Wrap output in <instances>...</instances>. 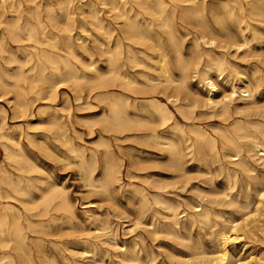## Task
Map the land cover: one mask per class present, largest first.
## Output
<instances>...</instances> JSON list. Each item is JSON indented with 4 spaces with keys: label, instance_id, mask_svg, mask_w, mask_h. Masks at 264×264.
<instances>
[{
    "label": "rangeland",
    "instance_id": "374dc122",
    "mask_svg": "<svg viewBox=\"0 0 264 264\" xmlns=\"http://www.w3.org/2000/svg\"><path fill=\"white\" fill-rule=\"evenodd\" d=\"M166 1L167 5L171 7L168 9L169 13L174 9L173 15L170 16L173 33L183 36L185 48L191 45V38L194 34L201 36V33H238L237 19L239 18H243L249 25L246 33H254V38L248 45L241 46L242 49L240 47L236 49L232 45L230 47L228 45L226 49L217 46L220 37H215L217 45L205 47L201 44L202 50L204 48L211 49L215 55L223 53L230 63L229 68L232 71L235 70L236 79L227 77L225 74L219 76L212 73L210 78L215 83L216 90H213L210 95L208 93L209 86L199 83L191 75L186 80V87L178 88V91L173 94L178 98L176 103L184 105L183 111L188 118H185L174 104L168 103L174 116V120L170 123L176 122L186 133L183 138L179 132L172 131L168 127L165 128L167 133H164L176 141L179 148L185 153L182 156L180 167H177L176 158L169 155L164 145L158 146L155 140L150 137L151 132L148 130L150 123L141 121V124L140 122L133 124V127L139 128V130L133 128L114 132L104 129V123L98 120L101 118L105 106L103 95L108 88L104 87L105 79L95 80L96 74L89 67L84 68L81 62L74 60L77 73L85 75V79L80 80L78 84L66 82V86L60 83L63 85L59 84L55 92L49 95L45 90L41 91L40 84L34 83L30 78H17L21 71H24L26 76L30 75L29 65H24L20 69L19 63L14 61V58L22 59L26 52L33 51V47L37 46L29 41H12L8 36L3 38V41L0 38V43L2 42L3 46L0 49V74L9 84L6 88L0 87V95H2L0 96V116L5 117L4 127L15 136H21L24 145L33 149L36 161L43 169L40 173L41 177L54 184L57 190H62L65 193L74 212L72 216L66 215L63 211L51 212L50 215L43 218L47 227L40 228L27 224L26 216L29 212L20 203L18 196L16 199H0V207L10 204L20 211V222L24 228L27 246L22 251L17 250L16 264H50V262L51 264H131L127 258L129 257L128 253L133 249H139L144 258L147 256L149 264H209V260L216 256L218 251V236L216 237L214 234L218 230L228 231L231 225L229 220H236L237 223L245 221L249 223L248 227L251 226L250 229H252L249 231L248 237L246 236L247 244L243 256L251 259L249 264H264V242H261L264 241V231H261L264 230V218L262 217L264 216V211H262L264 203L262 206L259 203L258 193L264 185V154L261 156V152H258L255 156L254 154L248 156L245 152L244 156L252 171L249 173L240 172L239 167L233 163L234 157L221 148L218 136L220 131L229 129L236 120H254L264 126V83L260 80L259 86H256L257 80L264 78V0H253L254 7L251 11L247 0L242 1L243 9L241 11L238 5L231 0ZM223 1H228L229 6L224 7ZM129 2L144 19L157 23L156 15L130 0ZM107 3L108 0H0V33H71L75 37L76 51L80 55L79 57L83 58L85 65L92 60L96 63L95 66L99 72L104 73L106 55L101 52L94 36L97 35L101 41H105V35L103 30L93 27L89 12L92 8L98 10V14L104 20L103 23L114 27L115 33H120L117 20H114L110 16L111 13L106 11L109 8ZM198 6L202 8L201 11L186 12L188 9ZM245 24L242 23V26ZM206 26L212 30L208 31ZM154 27L157 30L161 29L155 24ZM248 74L250 76H246ZM137 76L139 81L143 80L142 77ZM248 80L252 81V97L243 98L237 92L232 94V84L238 88L248 84ZM126 92L130 99H134L138 103L147 102L150 99H158L167 103V95L158 88L144 94L133 91ZM45 96H49V98L47 99ZM210 96L217 102L216 104H206V98ZM221 99L223 102H218ZM14 100L27 102L29 114L14 117L11 109ZM52 109L62 115L69 139L66 146L71 145L81 149L87 158L91 153L96 154L97 162L93 172L95 180L104 178V155L106 150L110 152L111 164L118 170V174L117 180L109 184L106 190L97 188L95 191L81 179L80 171L76 165L78 159L74 157V153L68 152L66 147L61 146L59 141H54V144L60 148V151L55 152L57 156L47 154L44 149L40 150L34 146L36 142V145L41 144L40 140H43L44 134H50L46 131L49 128L48 124L40 122L50 115ZM191 128H201L213 138L216 152L211 150L206 143H203L199 149L195 142V136L189 132ZM27 137L31 138L34 145L27 140ZM187 137L189 140L184 141L183 139ZM260 139L264 141L263 137ZM104 142L107 143L106 146L105 144L100 145ZM248 142L249 138L240 139V143L244 147H247ZM188 144H191L190 148H186ZM62 152L66 153L67 158H64ZM1 164L14 172L13 167L4 159L3 152L0 150ZM232 170H238L236 177L232 175ZM226 174L230 176H226ZM260 178L262 181L258 182ZM162 179L168 181L169 185H164ZM256 179L258 180L256 181ZM169 180L172 182L170 183ZM204 192L206 193L204 194ZM222 192L223 194H221ZM153 194H161L168 199L175 208L173 213L162 204L154 202ZM143 196L146 201L143 200ZM234 198L241 202L245 198L248 199L250 203H248V209L240 208L234 204L232 202ZM112 204L118 207L115 208ZM256 206L257 210L255 211ZM198 208H206L209 211L212 219L211 225L188 222L191 216L200 212L197 210ZM245 214L246 216H244ZM32 219L37 220V218ZM133 219H138L136 220L138 222L135 223L140 224L134 225ZM174 219L177 222L176 228L180 237L167 232L168 224ZM164 228L166 229L164 230ZM253 233L258 237H254ZM261 238L263 239L260 240ZM228 248L231 249V245H228ZM25 253L29 256L25 257Z\"/></svg>",
    "mask_w": 264,
    "mask_h": 264
},
{
    "label": "bare ground",
    "instance_id": "6f19581e",
    "mask_svg": "<svg viewBox=\"0 0 264 264\" xmlns=\"http://www.w3.org/2000/svg\"><path fill=\"white\" fill-rule=\"evenodd\" d=\"M130 1L134 2L141 8L150 11L153 15H156L155 21H157V23L154 22L153 20L144 19V17H142L140 13L133 8V5L129 2V0H108L107 3L109 5V8L106 11L107 13H111L110 16L114 20H117V24L119 25L118 30L120 33H115L114 27H110L109 24L105 25L103 23L104 20L98 14V10L92 8V10H90L89 12V16L91 17V20L93 22L92 24L93 27L103 30V34L105 35V41H101L97 35L94 36L95 41H97L98 47H100V49L102 50L101 52H103L106 55V59H105L106 70L104 73L99 72V70L95 66L96 63H94V61L92 60L89 64L87 63L88 65L87 64L85 65V62H83V58H80L79 57L80 55L76 51V46L74 42L75 37L71 33H0V38L3 41L4 40L3 38L8 36L12 41L15 42L29 41L32 42L34 46H37V47H33V51L26 52L22 59H19L18 57L14 58V61L19 63L20 69L24 65H29L28 71L30 72V75L26 76L25 72L21 71L17 75V78L19 77L30 78V80H32L34 83L40 84L39 89L41 91L45 90L46 93L49 95L55 92L57 86H59L60 83H63L64 85L66 82L67 83L70 82L72 84H78L80 80L85 79V75L83 74L79 75L77 73V68L75 66L74 60L81 62L84 65V68L86 66L89 67V69L93 70L96 74L95 80L102 81L105 79L104 87H106V89L108 88V90H106L107 92L103 95V99L105 100V106L101 113L102 116L98 120L104 123V129L106 131L116 132L123 130H131L134 128L133 124L137 122H140V124L141 121L150 123L148 127V130H150L151 132L150 137H152V139L155 140L158 146L164 145V148L168 151L169 155L174 156L176 158L175 161L177 162L176 163L177 167H180L182 165L181 162L182 156L185 153L182 149L179 148L176 141L169 138L164 133H167L165 129L166 127H168L172 131L179 132L180 136L183 138L186 135V133L178 126L176 122L170 123V121L172 122L174 120V116L172 114V111L168 107V103L174 104V106L178 109V111L181 114H183L185 118H188L183 111L184 105L181 103L177 104L176 101L178 98L173 94H175L178 91V88L186 87V80L191 75H193V77H195L199 83H202L205 86H209L208 93L210 95L213 90H216V85L213 82V80H211L210 78V75L212 73L218 74L219 76L221 74H225L227 77H233L235 80L236 78L234 74L236 72L234 73L235 70L232 71L229 68L230 63L225 58L224 54L221 53L215 55L213 54L211 49L204 48L202 50V45L205 47L217 45L215 43V39H216L215 37H220L221 39L218 40L219 44L217 46H221L226 49L228 45L229 47L230 45H232L236 49H238L239 47L240 49H242L241 46L248 45L250 41L254 38V33H246V30L249 25L246 21L243 20V18L241 19L239 18L237 19L238 33H201L200 32L201 36L194 34L191 38V42H192L191 45L188 48H185V46H183V36H180L179 33H173L172 21L170 19V16L173 15L174 9L169 13L168 9L171 7L167 5L168 3L166 0H130ZM170 1H174V0H170ZM180 1L193 2V0H180ZM231 1L238 5L240 11L243 9V5H242L243 0H231ZM247 4L249 5V10L251 11L254 7L253 0H247ZM222 5L224 7H228L229 3L228 1H223ZM201 10L202 8L198 6V7L190 8L187 11L186 10L185 11L189 13H195ZM242 23H246L245 26H242ZM154 24L158 27H161L160 30L166 33H161L160 30L155 29ZM79 27L82 28V26L80 25ZM206 29H208V31L212 30L209 26L208 27L206 26ZM227 30L230 32L229 29ZM76 39L78 40V37H76ZM2 48L3 46L1 42L0 49ZM186 50L188 51L187 53ZM90 57H92V54H90ZM234 67L237 68V66ZM137 75L142 77L143 80L139 81ZM246 76H250V74ZM260 80L264 83V78L259 79L256 82V86H259ZM251 82L252 81H249L248 84L246 85L242 84L243 86H239L238 88H236L234 84H232L231 87L232 94H236L237 92L239 93L240 97L243 98L252 97L253 88ZM8 86L9 84L0 74V87L6 88ZM157 88L167 95L166 96L167 103L162 102L158 99H150L147 102L138 103L134 99L133 100L130 99V97L126 94L127 93L126 91H133L134 93L139 92L144 94L148 92H153L157 90ZM116 89L118 91H115ZM46 98L48 99L49 96H47ZM218 102H223V101L221 99ZM216 103L217 102L214 101V99L211 98V96L206 98V104L214 105ZM11 109L14 117L26 116L29 114L28 104L24 100L15 101L12 104ZM50 112H51L50 115L40 122V123L44 122L48 124L49 128L46 131H48L50 134L49 135L44 134L43 140H40L41 144L36 145L37 143L36 142L34 145V143L31 142L32 141L31 138L29 137H27V140L35 147H38L40 150L44 149V151L47 154H50L52 156H57L55 152L60 151V148L54 144V141H59L61 143L60 144L61 146L66 147L68 152L74 153V157L78 159L76 165L80 171L81 179H83V181L92 189H95V191L97 188L106 190L109 184L117 180V174H118V170L115 169L111 164V159L109 156L110 152L106 150L104 155V162H103L104 178L102 180H95L93 177V172H94L95 163L97 162L96 154L91 153L89 158H87L81 149L79 148L77 149L71 145L66 146V144L69 143V139L66 133L64 121L62 120V115H60L55 109H52ZM41 113L44 112L41 111ZM243 113L245 114V112ZM0 117H1L0 118V150L3 152L4 159H6L9 165H11L14 169V172H11L10 170L6 169L2 164L0 165V199H5V198L16 199L18 196V200L20 201V203L23 205L26 211L29 212L28 215L26 216V222L30 226L32 225L40 228L47 227V224H45L43 218L50 215L51 212L63 211L66 215L72 216L74 213L73 208L65 193L62 190H57L54 184L50 183L48 180H45L43 177H41L40 173L43 171V169L37 163L36 155L33 149L32 148L29 149L26 145H24V143L21 140V136H15L14 134H12V132L5 129L4 127L5 117L4 116H0ZM134 129L139 130V128H134ZM189 132L195 136V142L197 143L199 149L201 148V145L203 143H206L209 145L211 150L215 151L214 139L208 136L204 130H202L201 128H191L189 129ZM259 134H261V136H258ZM128 136L130 137V135ZM218 136L220 138L221 148L228 151L229 155L234 157L233 163L239 167L240 172L249 173L252 171V168L250 167L244 156L245 152L247 153L248 156H253V154L255 156V154H257L258 152H261L260 154L261 156L264 154V141L260 139V137L264 138V126L260 122L254 120H246V121L236 120L232 123L229 129L220 131ZM241 138H249V142H248L249 144H247V147H244L243 144L240 143ZM183 140L188 141L189 138L187 137ZM104 144L105 142L100 145L103 146ZM190 147L191 144H188L186 146V148H190ZM65 154L66 153H63L64 158H67ZM237 171L238 170H232V175L234 177H236ZM226 176H230V175L226 174ZM257 180L258 179H256V181ZM161 181L163 182L164 185L169 183L168 181H167L168 183L166 181H163V179ZM261 181L262 178L258 180V182ZM171 182L172 181H170V183ZM262 186H261L262 189L260 190L259 188L260 191L258 192L259 203L261 204V206L264 203V192H263L264 185ZM205 193L206 192H204V194ZM258 193L256 192L257 195ZM221 194H223V192ZM143 200L146 201L145 196H143ZM153 201L158 204H162L165 208L171 210L172 213L175 209L174 206L169 202V200L163 197L161 194H155L153 196ZM232 202L240 208L248 209L249 201L246 198L242 202L239 201L237 198H234ZM89 203L91 204V202ZM114 206L115 208L118 207L117 205ZM197 210L200 212L196 215L191 216L188 222L190 224L199 223L201 225H207V226L211 225L212 219L210 217L209 211L206 208H198ZM256 210H257V206L255 207V211ZM165 216H167V214ZM244 216H246V214ZM262 217L264 218V216ZM32 218H37V220H34ZM133 220L134 222L132 223H134V225L140 224V223H135L138 222L136 221L138 219L136 220L133 219ZM235 221L234 220L228 221L231 224L229 226L230 228L228 231L218 230V232L214 234V236L216 237L218 236V251L216 253V256H214L209 260V264H249L251 262V259H247L245 256H243L244 255L243 252L245 251L247 244L246 236L248 235V233H250L249 231L252 228L250 229L251 226L248 227L249 223L246 221L243 223H237ZM176 224L177 222L175 221V219L174 221L169 223L168 224L169 230L167 229L168 230L167 232L169 234H174L175 236L180 237V234L178 233L176 228ZM165 229L166 228H164V230ZM98 230L100 229L98 228ZM254 237H256V235ZM262 239L263 238H261L260 240ZM228 245H231V249L228 248ZM26 246H27L26 236L24 233V228L20 222V211L14 208L10 204H5L4 206H1L0 207V264H16L15 256L17 250L22 251ZM86 253L87 250L85 254ZM128 254L129 257L127 258V261L131 264H149L148 257L145 256L144 258L140 254L139 249H133ZM26 256L29 255L25 253V257ZM205 256L207 257V255Z\"/></svg>",
    "mask_w": 264,
    "mask_h": 264
}]
</instances>
